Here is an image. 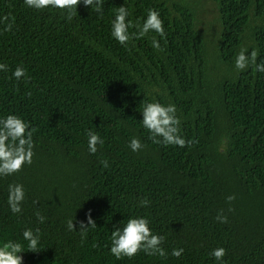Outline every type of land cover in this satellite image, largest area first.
<instances>
[{
    "label": "trees",
    "instance_id": "16d2710c",
    "mask_svg": "<svg viewBox=\"0 0 264 264\" xmlns=\"http://www.w3.org/2000/svg\"><path fill=\"white\" fill-rule=\"evenodd\" d=\"M216 2L219 59L235 69L247 48L264 62V0ZM121 6L141 24L156 9L165 37L149 32L121 46L111 36ZM5 15L13 27L4 32L0 22V63L8 66L0 71V118L17 115L36 131L32 164L0 176V242L20 241L23 264H220L209 255L217 247L227 264H264V72L250 65L214 82L196 11L182 1L104 0L102 16L81 2L68 20L57 9L0 0V20ZM18 66L27 73L20 81L12 76ZM148 102L175 104L181 136L198 143H153L142 125ZM88 131L104 140L95 154ZM133 138L144 145L138 152L129 147ZM16 183L25 191L20 214L7 202ZM89 211L97 227L81 235ZM129 217L149 220L165 238L166 257L110 253L114 225ZM26 228H39L38 252L22 238ZM174 248L184 249L180 258Z\"/></svg>",
    "mask_w": 264,
    "mask_h": 264
},
{
    "label": "clouds",
    "instance_id": "9594fccd",
    "mask_svg": "<svg viewBox=\"0 0 264 264\" xmlns=\"http://www.w3.org/2000/svg\"><path fill=\"white\" fill-rule=\"evenodd\" d=\"M83 3L86 8L95 10L103 15L104 0H24V4L31 9L42 11L44 9H57L61 13L66 14V18L71 20L77 13L78 6ZM10 15V14H9ZM9 15H5L0 22H5L4 32H10L13 24L9 21ZM130 13L125 6L118 7L116 14L111 24V36L121 46H127L128 42L133 39H141L148 35L149 32H155L160 37H165L164 22L160 17V13L150 8L147 12V17L141 24L139 20L133 22L128 17ZM135 28L136 31L130 33L129 29ZM152 46L160 50L159 41L153 37ZM247 48H241L235 59V69L244 71L250 65L255 66L258 72H264V62L257 64L258 52L252 50L250 55ZM0 71H8V66L0 63ZM26 69L16 67L12 76L15 80L20 81L26 77ZM30 95V93H29ZM142 125L148 131L149 139L155 144L164 146H178L180 148L190 147L198 141L186 140L180 134L181 121L177 116V108L175 104H161L159 102L145 103L142 109ZM36 130L31 128L30 122H25L23 118L9 114L4 118H0V176H12L21 172L25 165H31L33 149L35 143L33 134ZM88 150L91 154L98 151L97 145H103L104 140L98 133L88 131ZM226 143V141L222 142ZM129 147L133 152L140 151L144 145L138 138H133L129 142ZM223 151V147L220 149ZM104 167H108L107 161H102ZM25 199V191L22 184H10L8 186V205L13 214L22 213V203ZM228 202L235 199L234 195L227 198ZM141 206L147 207L149 201L142 199ZM231 211V209H229ZM37 219L43 223L45 217L37 213ZM216 219L220 223H227V217L218 214ZM95 220L92 219L91 213L87 214V223L79 222V232L81 235L89 229L96 228ZM67 228L70 231H76L74 221H67ZM115 230L111 232V247L110 253L120 260L124 257L129 259L136 256L141 251L148 256L166 257L168 254L162 247L164 237L159 234H154L149 227V220L146 217H129L123 227L114 225ZM39 228L35 232L31 228H26L22 232V238L27 241V246L30 252H38L39 243ZM24 245L20 241L4 240L0 242V264H23ZM184 252L183 248L172 249L171 255L180 258ZM226 249L217 247L210 252V256L220 264H227L224 260Z\"/></svg>",
    "mask_w": 264,
    "mask_h": 264
},
{
    "label": "rangeland",
    "instance_id": "374dc122",
    "mask_svg": "<svg viewBox=\"0 0 264 264\" xmlns=\"http://www.w3.org/2000/svg\"><path fill=\"white\" fill-rule=\"evenodd\" d=\"M182 1L195 9L196 25L202 32L208 50V71L210 77L218 81L223 75L234 74L235 69L219 59L218 43L222 23L216 0H173ZM249 44V43H248Z\"/></svg>",
    "mask_w": 264,
    "mask_h": 264
}]
</instances>
